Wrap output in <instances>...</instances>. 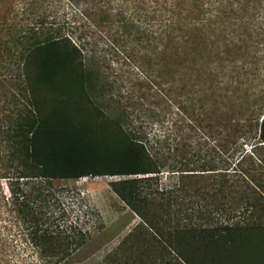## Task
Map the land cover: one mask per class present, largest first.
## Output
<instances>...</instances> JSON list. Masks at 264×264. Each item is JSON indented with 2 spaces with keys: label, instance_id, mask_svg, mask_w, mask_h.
Returning <instances> with one entry per match:
<instances>
[{
  "label": "trees",
  "instance_id": "1",
  "mask_svg": "<svg viewBox=\"0 0 264 264\" xmlns=\"http://www.w3.org/2000/svg\"><path fill=\"white\" fill-rule=\"evenodd\" d=\"M208 1L210 9L194 18L187 10L186 60L208 40L194 36L196 19L201 31L217 35L216 42L240 19L248 33L264 32V0ZM0 69V85L9 87L0 112V179L8 193L2 200L33 254L65 264L90 239L82 226L86 212L60 206L53 180L123 177L110 189L140 224L110 256L111 264H264V91L260 104L253 103L252 114L259 112L250 149L218 152L209 170L179 169L165 190L159 188L164 166L124 128L121 116L98 106V79L69 36L39 15L18 25L0 17ZM243 74L229 72L224 83H238ZM176 205L180 210L172 211ZM135 232L148 236L159 260Z\"/></svg>",
  "mask_w": 264,
  "mask_h": 264
},
{
  "label": "rangeland",
  "instance_id": "2",
  "mask_svg": "<svg viewBox=\"0 0 264 264\" xmlns=\"http://www.w3.org/2000/svg\"><path fill=\"white\" fill-rule=\"evenodd\" d=\"M208 4V0H2L0 17L18 25L25 17L39 15L59 35L71 38L85 67L98 79V106L121 116L124 128L164 166L159 188L167 190L178 180L179 169L200 170L202 165L212 169L218 152H231L233 146L248 151L257 140L253 115L259 111L252 110L264 91V32L255 28L248 33L240 19L222 32L224 40L216 42L217 35L201 31L196 19L194 36L208 40L186 60L187 10L194 18L202 9L209 10ZM229 72L244 74L238 83L226 85ZM2 75L0 69L4 81ZM8 88L0 85V112L7 108L3 100ZM207 173L211 172H195ZM119 179L123 177L52 181L60 206L86 212L82 226L90 234L65 264H111L116 248L139 229V218L110 189L109 183ZM3 196L8 193L0 179V264H52L27 247L23 226ZM136 236L150 257L159 260L148 236ZM162 260L159 264H165Z\"/></svg>",
  "mask_w": 264,
  "mask_h": 264
}]
</instances>
